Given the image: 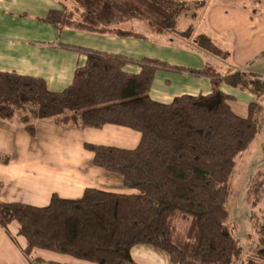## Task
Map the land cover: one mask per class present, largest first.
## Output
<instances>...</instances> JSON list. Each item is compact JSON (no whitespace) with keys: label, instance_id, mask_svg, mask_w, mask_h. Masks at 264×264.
Masks as SVG:
<instances>
[{"label":"trees","instance_id":"obj_1","mask_svg":"<svg viewBox=\"0 0 264 264\" xmlns=\"http://www.w3.org/2000/svg\"><path fill=\"white\" fill-rule=\"evenodd\" d=\"M121 1L92 3L112 9L123 21L141 17L160 34L186 38L194 33L192 26L178 29V19L190 12L188 2L126 0L140 7L138 12ZM201 4L192 13L194 20L205 2ZM77 11L65 7L50 12L44 21L59 30L145 38L129 30L100 27L88 17L79 19ZM196 42L217 57L228 56L206 36H198ZM83 51L86 65L77 69L73 84L61 93L49 91L41 79L0 73V121L20 116L30 135L36 131L34 121L52 119L75 127L113 125L140 133L134 150L86 145L97 167L120 175L124 186L137 193L88 189L76 200L55 195L45 208L0 203V227L18 223V234L26 240L24 253L33 264H57L35 258V251L93 264H136L132 251L138 246L163 251L172 264H264V224L257 234L258 248L248 257H243L244 250L228 226L238 163L264 127L260 103L264 76L237 71L222 77L206 67L192 73L212 80L211 95L182 96L162 104L151 98L150 91L157 71L171 68L167 64L142 60L141 73L134 75L124 71L132 62L127 58ZM222 83L257 97L246 117L233 110V98L220 90Z\"/></svg>","mask_w":264,"mask_h":264},{"label":"crops","instance_id":"obj_2","mask_svg":"<svg viewBox=\"0 0 264 264\" xmlns=\"http://www.w3.org/2000/svg\"><path fill=\"white\" fill-rule=\"evenodd\" d=\"M203 1L205 4L198 11L197 19L185 14L178 19L180 31L194 27L193 35L184 38L177 33H157L141 17L123 21L117 12L104 5L97 7L92 0H88V5L72 0H0V73L41 79L46 81L49 91L61 93L73 84L77 69L86 65L88 58L83 50H87L129 59L132 62L124 67L129 74L141 73L139 62L142 60L171 67L157 71L154 77L150 96L156 102L170 104L182 96L211 95L212 80L192 72L206 67L214 68L222 77L237 71L249 72L244 69L247 66L244 63L264 57L261 45L264 13L243 9L254 0ZM121 2L141 12L140 7L126 0ZM65 7L78 8L79 19L88 17L100 27L129 30L145 38L70 28L59 30L44 21L50 12ZM232 7L242 9L233 11ZM198 36L210 38L228 56L217 57L202 49L196 42ZM238 47L247 56L244 63L233 61ZM232 64H238L239 69H232ZM220 90L233 98L231 106L242 117L247 116L248 106L257 101L254 94L226 83L220 85ZM260 103L264 107V101ZM33 125L36 131L30 135L20 116L0 121V203L45 208L55 195L76 200L88 189L126 195L137 193L124 186L120 175L97 167L86 145L134 150L140 143V133L113 125L102 129L75 127L55 119L34 121ZM18 233V223L14 222L8 229L0 227V264H33L24 253L26 240ZM45 253L35 251L34 257L44 263L90 264L60 256L56 261ZM147 253L141 246L134 248L135 263L142 264L139 256Z\"/></svg>","mask_w":264,"mask_h":264},{"label":"rangeland","instance_id":"obj_3","mask_svg":"<svg viewBox=\"0 0 264 264\" xmlns=\"http://www.w3.org/2000/svg\"><path fill=\"white\" fill-rule=\"evenodd\" d=\"M233 1L234 0H232V2ZM248 1L250 0H246V2ZM181 2H188L190 4V12L187 15L191 17L192 13L198 10V7L202 5L201 2L203 3V0H182ZM244 8H247V10L252 13H264V0H254L243 6V9ZM234 9L239 11L242 8L232 7L233 11ZM261 45H263L262 47L264 48V38ZM234 56L233 61L237 63H241V61L244 63L243 61L247 59L246 54L242 52L240 47H238V52L234 54ZM244 65H247L244 69H247L250 73H261L264 75V57L260 60L253 58L249 64L244 63ZM238 67V64H232V69ZM263 173L264 133L261 130L251 148L243 155L238 163L237 172L232 183L233 195L229 204L231 218L228 226L232 230L233 235L239 240L244 250L243 257H248L251 252L257 250V234L260 227L264 224V183L262 187L259 188L260 182L263 179ZM255 175L262 176L260 179L253 182V178L256 177ZM141 249L147 250L148 252L147 254H143L142 257L139 256L138 260H141L142 264H171L167 254L163 251L149 246H141ZM39 252L45 253L43 251ZM45 254L53 256L51 257L52 260H56V258H58L57 256L64 258V260H74L71 257L51 254L49 252ZM0 257H2L1 254Z\"/></svg>","mask_w":264,"mask_h":264}]
</instances>
